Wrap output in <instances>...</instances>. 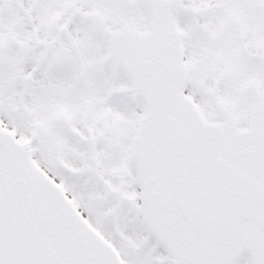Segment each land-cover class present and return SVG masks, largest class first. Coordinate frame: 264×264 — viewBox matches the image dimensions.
Returning a JSON list of instances; mask_svg holds the SVG:
<instances>
[{"label": "snow or ice", "instance_id": "1", "mask_svg": "<svg viewBox=\"0 0 264 264\" xmlns=\"http://www.w3.org/2000/svg\"><path fill=\"white\" fill-rule=\"evenodd\" d=\"M0 264H264V0H0Z\"/></svg>", "mask_w": 264, "mask_h": 264}]
</instances>
